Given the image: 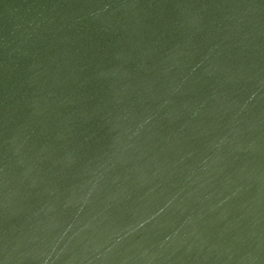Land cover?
I'll list each match as a JSON object with an SVG mask.
<instances>
[{
  "label": "water",
  "instance_id": "1",
  "mask_svg": "<svg viewBox=\"0 0 264 264\" xmlns=\"http://www.w3.org/2000/svg\"><path fill=\"white\" fill-rule=\"evenodd\" d=\"M0 264H264V0H0Z\"/></svg>",
  "mask_w": 264,
  "mask_h": 264
}]
</instances>
